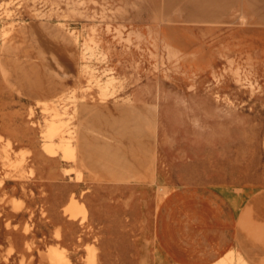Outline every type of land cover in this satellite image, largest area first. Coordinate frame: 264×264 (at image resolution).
Returning <instances> with one entry per match:
<instances>
[{"label": "rangeland", "instance_id": "1", "mask_svg": "<svg viewBox=\"0 0 264 264\" xmlns=\"http://www.w3.org/2000/svg\"><path fill=\"white\" fill-rule=\"evenodd\" d=\"M230 254L264 264V0H0V264Z\"/></svg>", "mask_w": 264, "mask_h": 264}, {"label": "bare ground", "instance_id": "2", "mask_svg": "<svg viewBox=\"0 0 264 264\" xmlns=\"http://www.w3.org/2000/svg\"><path fill=\"white\" fill-rule=\"evenodd\" d=\"M237 252H238V251H237ZM232 253H233V252H232ZM238 254H239V253H238ZM239 256H240V254H239ZM228 259H229V261H228ZM234 259H235V256H234L233 254H230L228 258H226L225 260L222 261V263H223V264H232V262H233ZM239 259H240L241 261H244L242 256H240ZM222 263H221V264H222ZM242 263H244V262H242Z\"/></svg>", "mask_w": 264, "mask_h": 264}, {"label": "crops", "instance_id": "3", "mask_svg": "<svg viewBox=\"0 0 264 264\" xmlns=\"http://www.w3.org/2000/svg\"><path fill=\"white\" fill-rule=\"evenodd\" d=\"M225 259H226V258H224L223 260H225ZM223 260H222V261H223Z\"/></svg>", "mask_w": 264, "mask_h": 264}]
</instances>
